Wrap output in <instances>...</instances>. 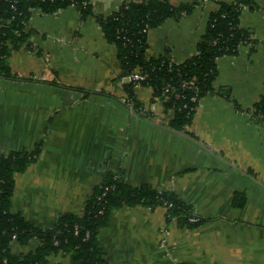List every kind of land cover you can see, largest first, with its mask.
<instances>
[{
  "label": "crops",
  "instance_id": "crops-1",
  "mask_svg": "<svg viewBox=\"0 0 264 264\" xmlns=\"http://www.w3.org/2000/svg\"><path fill=\"white\" fill-rule=\"evenodd\" d=\"M148 1L89 0L87 16L74 7L32 11L33 49L13 52L16 78H0V157L42 144L15 177L12 212L51 228L62 214L82 215L95 188L118 175L132 187L173 192L203 224L181 228L165 208L123 206L98 235L108 264H264V120L253 109L264 96V0H252L240 17L253 44L217 60L215 92L181 132L149 86L135 87L131 100L117 47L103 31L101 19L124 2ZM232 1L173 0L192 13L150 30L147 57L185 63L211 15Z\"/></svg>",
  "mask_w": 264,
  "mask_h": 264
},
{
  "label": "trees",
  "instance_id": "trees-1",
  "mask_svg": "<svg viewBox=\"0 0 264 264\" xmlns=\"http://www.w3.org/2000/svg\"><path fill=\"white\" fill-rule=\"evenodd\" d=\"M172 1L124 2L118 12L102 18L101 23L106 39L117 47L122 75L136 70L146 74L147 79L142 85L152 88L166 110L173 112L168 124L181 132L191 125L200 100L215 92L217 60L236 55L246 42L253 44L250 34L240 26L242 6L250 9L253 2L233 0L230 4H221L209 19L197 54L176 65L166 58L147 57L150 30L167 20H180L192 13L191 5L177 6ZM73 3H77L76 9L82 16L91 13L89 0H0V78H16L9 62L13 52L33 49L30 41L33 32L28 29L32 11L40 9L51 14L69 8ZM126 88L134 101V84H128ZM194 97L196 101H193ZM135 109H138L137 105ZM253 109L254 115L264 120V96ZM41 145L39 143L32 151L11 152L0 157V264H51V259L58 256L68 259L67 264H108L98 235L110 224L111 215L123 206L165 208L167 220L175 221L181 228L193 229L203 224L202 219L194 216L192 208L173 192L148 185L132 187L120 176L108 175L95 188L82 215L65 213L51 228L37 226L23 213H13L11 208L15 177L38 159ZM244 202L242 195L235 197V205L243 206ZM193 218L198 220L192 222ZM32 243H37L34 250L14 251L17 245L26 247Z\"/></svg>",
  "mask_w": 264,
  "mask_h": 264
},
{
  "label": "built area",
  "instance_id": "built-area-1",
  "mask_svg": "<svg viewBox=\"0 0 264 264\" xmlns=\"http://www.w3.org/2000/svg\"><path fill=\"white\" fill-rule=\"evenodd\" d=\"M74 2V0H71ZM84 6H86V3H84ZM71 7L76 8L77 7V3H73ZM249 9L247 6H242V10L245 11ZM247 44L245 45H251L250 42H246ZM147 79V75L144 74L142 71L140 70H136L134 72H132L129 75L124 76V80L128 83V84H134L135 87H139L140 85H142V83L144 81H146ZM187 83H184V86H186ZM168 91V90H167ZM196 97L193 98V101H196ZM108 191V189H106ZM198 219L197 218H193L191 219L192 222H196Z\"/></svg>",
  "mask_w": 264,
  "mask_h": 264
}]
</instances>
